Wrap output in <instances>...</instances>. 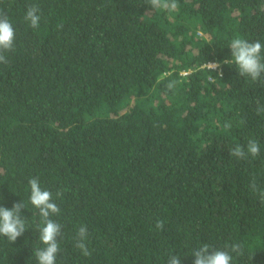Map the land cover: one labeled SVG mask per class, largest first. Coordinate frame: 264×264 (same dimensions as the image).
<instances>
[{
	"label": "trees",
	"instance_id": "trees-1",
	"mask_svg": "<svg viewBox=\"0 0 264 264\" xmlns=\"http://www.w3.org/2000/svg\"><path fill=\"white\" fill-rule=\"evenodd\" d=\"M177 4L0 0L15 29L0 64V206L22 201L27 228L0 237V264H36L31 178L60 208L56 264H193V249L233 243L232 264H264V80L223 64L237 36L264 44V0ZM250 139L258 156L229 155Z\"/></svg>",
	"mask_w": 264,
	"mask_h": 264
},
{
	"label": "clouds",
	"instance_id": "clouds-1",
	"mask_svg": "<svg viewBox=\"0 0 264 264\" xmlns=\"http://www.w3.org/2000/svg\"><path fill=\"white\" fill-rule=\"evenodd\" d=\"M148 4L153 9L176 10L178 8L177 0H148ZM41 20L40 9L36 4L27 6L24 15V21L30 28L39 27ZM15 38V29L8 17L0 14V64L7 65L6 54L14 51L13 43ZM231 57L225 59L223 64L234 65L237 74L240 77H247L252 82L264 80V57L261 56L264 50V44L259 40L249 42L248 40L237 36L232 39L228 46ZM209 71L218 70L220 63H206ZM218 75H222L219 74ZM175 87V81H170L166 88L171 90ZM256 113H264V105L257 102ZM225 128L231 127L230 123H225ZM259 143L250 139L247 145H237L231 149L229 155L237 159H244L246 156L256 157L259 155ZM30 187L29 203L36 210L42 227L39 228L37 237V247L34 252L36 264H56L57 255L60 252V243L58 237L61 236V225L52 219L53 216L60 214L59 206L53 201L52 193L48 190H42L37 178H31L28 181ZM250 187L255 190L256 185L252 183ZM264 201V192L261 194ZM59 196V193H57ZM25 209L22 201L14 203L11 209L0 206V237H4L12 243L22 236L27 230L25 218L21 210ZM164 221L157 219L155 229L163 231ZM88 232L86 226H80L75 236V247L80 250L82 255L89 256L86 240ZM232 253L237 256L241 254V245L238 243L225 244L221 249L212 248L204 244L193 249L191 255L194 257L193 264H232ZM167 264H180V257L168 255Z\"/></svg>",
	"mask_w": 264,
	"mask_h": 264
}]
</instances>
